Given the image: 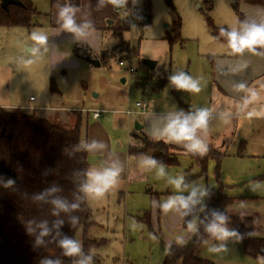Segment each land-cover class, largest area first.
Returning <instances> with one entry per match:
<instances>
[{"label":"rangeland","instance_id":"obj_1","mask_svg":"<svg viewBox=\"0 0 264 264\" xmlns=\"http://www.w3.org/2000/svg\"><path fill=\"white\" fill-rule=\"evenodd\" d=\"M31 2L41 13L34 17L33 26L29 29L0 27V108H7V102L12 103L19 90L27 101L29 97L36 100L28 105L57 115L64 124L72 114L80 116L81 112L83 118H88L86 124L82 123L80 127L81 142H87L88 147L87 183L90 172L104 170L97 168L99 156L91 153L95 149L90 148L92 139L88 133L92 124L91 113L99 112L98 124L105 128L108 136H113L111 143L114 150L125 153L129 142L142 146L141 141L133 137L138 135L135 128L141 120V116L133 111L135 102L148 104L150 101L155 109L149 108L154 111L207 109L213 100V72L209 56L227 50V46L213 40L205 15L211 18L214 26L228 30V26L238 23L232 9L233 0H149L147 15L150 23L137 25L136 16L143 10L144 0H124L123 7L114 11L118 16V27L105 29V26L95 31L83 29V34L70 32L63 39L50 32L47 16L49 0ZM208 4L211 5L209 12ZM108 21L111 19L107 18L105 24ZM33 32L46 35L44 45H38L31 39ZM114 32L116 35H113ZM52 40L59 51L69 52L70 56L65 60L76 61L78 68L59 65L60 61L51 47ZM28 47L37 48V54L33 56ZM103 55L106 57L103 62L100 61L99 67L89 62L99 61ZM143 59L156 62L153 71L142 65ZM27 60L33 63H24ZM52 61L57 62V68L49 67ZM120 61L122 65H119ZM129 67L133 70L132 74ZM178 73L196 80L200 91L192 93L175 88L174 94L171 84L159 85L165 77L170 80ZM122 99L127 103L124 107L119 102ZM239 134L230 135L224 149L226 152L220 151L224 156L218 166V176L213 161L208 163L205 176L196 177L198 169L192 165L190 170L191 161L180 158L178 166H163V176L157 174L159 167L150 169L149 184L137 185L136 189L132 185L131 194L126 193L119 180L102 196L86 193V204L93 223L86 232L87 238L92 241L87 254L94 258L93 263L87 264H162L170 245L168 239L179 229L172 213L173 207L158 211L168 197L165 192H187L190 195L195 190L193 198L203 199L206 189L216 191L219 185H223L225 192L234 197L230 205L234 214L251 215L255 220L252 225L254 236L264 237V121H253ZM94 139L98 143L97 136ZM118 145L119 149H115ZM232 152V157L242 160L246 165L242 168L252 177L241 180L239 169L234 167L231 159H225L223 163L222 160L231 156ZM186 170L187 175L193 178L185 184L182 180L180 186L175 187L171 181L178 176L184 177ZM151 187L152 191L147 192ZM154 192L164 195H159L157 199ZM201 192L204 194L201 195ZM152 199L156 201L155 206ZM157 211L160 212L159 225L154 215ZM165 212H168L167 220L162 219ZM176 215L179 216L180 212ZM145 218L150 221V228L144 224ZM197 219L192 223L194 230ZM188 225V221L180 224L184 230L193 229ZM75 241L80 245V253L73 257V264H81L80 231ZM213 246L221 250L210 252L209 248ZM198 249L199 258L212 264H264V257L246 255L241 242L233 237L216 242L206 240Z\"/></svg>","mask_w":264,"mask_h":264},{"label":"trees","instance_id":"obj_2","mask_svg":"<svg viewBox=\"0 0 264 264\" xmlns=\"http://www.w3.org/2000/svg\"><path fill=\"white\" fill-rule=\"evenodd\" d=\"M20 1L21 7L9 6L7 11L0 8V27L29 29L33 26L34 17L40 13L30 1ZM57 1L49 0L50 6ZM240 3L263 6L264 0H233L232 9L242 21L238 12ZM79 4L80 0H67L70 8H77ZM148 9L149 0H144L146 14ZM210 10L211 5L208 4L207 11ZM205 16L213 40L228 44L227 36L221 33V29L225 32L230 30L214 26L211 18L207 14ZM168 43L171 45L169 40ZM105 57L103 55L99 63ZM166 83L171 84L165 77L159 85ZM171 86L175 94V86ZM50 90L53 92L52 87ZM80 127L79 115H75L73 128L67 130L34 114H27L20 108L13 111L0 108V264H42L45 259H59L60 264H73L74 256H65L59 241L64 238L75 241L79 231L81 264L94 259L87 254L92 241L87 238L86 232L93 223L84 191L88 151L81 143ZM133 137L141 141L142 146L128 147L129 156L151 157L156 166H178L181 154L170 144L147 138L142 133ZM223 156V152L214 149H209L204 155H189L191 164L198 168L196 177L205 176L210 160L215 163L218 176ZM187 173L188 170L184 172V184L193 178ZM10 179L14 181L11 185L8 184ZM224 188L219 185L216 191L206 189L195 231L185 245L169 248L162 264H212L197 257L196 252L204 241L217 240L207 231V226L216 215L226 217L224 226L237 233L233 238L241 242L246 255L264 257V238L254 236L252 229L246 225V218L228 214L227 208L234 197L228 195ZM54 200L61 201L65 207L57 208ZM161 209L162 206H159V211ZM143 222L150 228L149 220L145 218ZM42 224L48 229V234L40 237ZM38 237L42 240L40 244L36 243Z\"/></svg>","mask_w":264,"mask_h":264},{"label":"crops","instance_id":"obj_3","mask_svg":"<svg viewBox=\"0 0 264 264\" xmlns=\"http://www.w3.org/2000/svg\"><path fill=\"white\" fill-rule=\"evenodd\" d=\"M30 1L31 0H27ZM33 6H35L34 2H31ZM114 3L112 0H80L79 7L74 8L75 11L72 13V17L74 20V24L77 28L83 30L88 29L95 31L97 29H102L106 26L105 29H108L109 25L105 24V20L107 18L111 19L112 26L115 28L119 26L117 21L118 16L114 12L113 9ZM68 7L67 0H58L54 6H49V12L47 16L49 17V24L51 28V34L53 35L56 33L57 35L61 36L63 39L68 32L66 29L62 27L63 21L59 17V12L61 9ZM238 12L242 16V21L238 18V23L235 26H228L230 30L232 28H236L237 30H241L244 23H262L264 22V5L263 6H253L244 3H240L238 5ZM40 13V12H39ZM41 14V13H40ZM218 42V41H217ZM224 46V44L220 42ZM53 54L56 56L60 62L59 65H67L74 68H78L79 64L74 60L66 61V58H69V52L59 51L57 49V44L53 42L51 44ZM29 50L32 47H28ZM226 48V47H224ZM219 50V49H217ZM210 63H212L211 71L213 72V80H212V89L211 95L213 100L210 102V106L207 108L208 110V117L206 122V127L203 129H197L195 136L197 139L201 140L204 144L207 145L208 150L214 149L218 151H225L226 143L229 140V136H239L240 132L247 128L249 124H252L253 121L261 120L264 121V47H257L255 52H248L247 50L242 55H236L231 52V50L227 46V50H222V52L217 55L209 56ZM65 61V62H64ZM57 62H49V67L51 66L52 69L57 68ZM243 85V88L240 87ZM33 97H29L28 101L25 98V95L22 91L17 90L15 100L11 103L10 101L7 102L6 110H16L20 108L23 112L27 114H34L35 116L45 119L52 124L60 126L64 129L70 130L74 126L75 116L68 117L67 124L62 122V119L55 114L47 112L41 108H35L33 106L28 105L29 103H35V99L30 101ZM130 101V100H129ZM121 106H125V101L123 99L119 101ZM141 102V101H139ZM138 101L134 104V113L141 116V120L138 126H140V130L135 129V134L142 133L147 138L158 140L154 137L153 133L157 132L158 130H162L168 121L176 116L180 118L186 117L188 115H194L197 109L194 111L180 110L176 109L174 112H165V111H154L149 108V106L154 108V105L149 101L146 105V111L141 112L136 104L139 103ZM149 108V110H148ZM4 109V108H3ZM81 125L83 123L86 124L88 118L81 115ZM83 119L85 121L83 122ZM98 119L92 118L91 113V121L92 124L88 127V133L91 137L90 148L92 150L91 153H95L98 155V162L99 165L97 168L99 170L102 169H118V175L116 180H119L125 190H127V194H131L133 190H131V186L134 185L133 189H136L137 185L143 186L149 184V176L148 173L150 172V168L144 164V159L147 158L145 156L141 157H132L128 155V147L130 146H138L137 143L129 142L126 152H121V150H114L112 146V139L113 136L107 135L105 128L98 124ZM230 120V121H229ZM87 129V128H86ZM231 131V132H229ZM229 132V134H228ZM228 134V137H227ZM97 136L98 143L95 142L94 137ZM85 138L87 139V133ZM159 140H164V138H160ZM82 145L86 146L81 142ZM174 148H176L180 152V158H186L190 160L189 155L198 156L199 154H195L189 152L186 148H184L183 143H168ZM87 147V146H86ZM120 145H118L115 149H119ZM88 148V147H87ZM123 151V150H122ZM208 152V151H207ZM206 152V153H207ZM226 152V151H225ZM205 153V154H206ZM227 156L222 161L223 163L226 160L231 159L234 167L239 169L240 179H245L246 177H252V174L246 169L242 168L246 166L243 164L242 160H239L237 157ZM204 155V154H203ZM178 159V161L180 160ZM191 161V160H190ZM209 162H212L211 160ZM208 162V163H209ZM179 163V162H178ZM179 165V164H178ZM161 167V166H156ZM165 167V166H164ZM192 164L190 166L191 170ZM208 167V166H207ZM197 168V167H196ZM198 169V168H197ZM101 172V171H100ZM125 182V184L123 183ZM128 189L130 191H128ZM153 189L152 187L147 192H151ZM174 193V192H173ZM172 192H165L164 194L168 195L167 198H187L189 193H176L173 194ZM154 197L158 199L159 195H164L162 193L154 192ZM156 195V196H155ZM153 197V196H152ZM165 199L168 201V199ZM196 203L190 204L188 208L181 207L178 203L173 206L172 213H174L176 217V224L179 227L178 232L174 234L168 242L170 243L169 248L173 246H181L184 245L192 236L194 229L184 230L180 224L182 225L188 221L194 223L196 221L199 212L203 206V199H196L193 198ZM156 201L152 199V204L155 206ZM159 208V207H158ZM159 211V209H158ZM155 213V217L157 219V223L159 225V217L160 212ZM180 212V215L177 216L176 213ZM227 212L230 215H236L231 210V207L228 206ZM238 216V215H237ZM168 212L164 213V217L167 220ZM239 217H243L247 219L246 225L252 229V225L254 224V218L251 215H242ZM150 222V221H149ZM151 225V224H150ZM152 226V225H151ZM176 227V228H177ZM229 227V226H225ZM231 228V227H229ZM253 231V229H252ZM81 232V231H80ZM264 238V237H262ZM217 240H212L216 242ZM200 248V247H199ZM199 250V249H198ZM197 255V252H196ZM197 257H199L197 255ZM205 260V259H204ZM59 262L60 260L56 259ZM208 261V260H207Z\"/></svg>","mask_w":264,"mask_h":264},{"label":"clouds","instance_id":"obj_4","mask_svg":"<svg viewBox=\"0 0 264 264\" xmlns=\"http://www.w3.org/2000/svg\"><path fill=\"white\" fill-rule=\"evenodd\" d=\"M113 3H123L124 0H112ZM75 9L70 7H65L59 12V17L63 21L62 27L68 32L83 34L82 30L77 28L74 24L72 13ZM221 33L227 36L228 48L233 54L242 55L246 50L248 52H255L256 48L264 47V22L262 23H244L241 30L232 28L230 31L225 32L221 29ZM31 39L38 45H44L46 42V35L40 32H33L31 34ZM38 52L37 48L31 49V54L35 56ZM24 63L31 64L32 60H27ZM171 85H174L176 89L183 90L192 93H198L200 88L196 80L190 76H185L183 73H178L170 77ZM243 88V85H240ZM208 117L207 109H200L194 115H188L186 117L180 118L179 116L171 118L166 126L162 130H158L153 133L156 139L164 138L166 143H183L184 148L189 152L203 155L208 151L207 145L201 140L197 139L195 133L197 129H203L206 127ZM144 164L148 167H155L156 161L151 157L144 159ZM118 169H105L101 172H90L88 175L90 177L89 182L84 186V191L88 194H93L95 196H102L106 190L116 182V177L118 175ZM157 174L163 176L165 174L164 167L161 166L157 169ZM183 177L178 176L171 181L175 187H179L182 183ZM14 183L11 179L8 184ZM204 193L201 192V195ZM196 196L195 190L187 197L172 198L166 201L162 208L167 211L171 209L177 203L183 207L188 208L190 204L196 203L193 197ZM53 203L57 208L63 209L65 205L58 200H54ZM73 208L77 205H72ZM226 217L223 215L214 216L213 222L207 226V231L214 237L220 240H225L229 237L236 236L237 233L233 230H228L225 225ZM189 228L194 229V225L189 222ZM41 231L39 236L43 237L48 234V229L42 224L40 225ZM37 244L42 243V240L38 237L36 240ZM59 246L63 250L65 256H76L80 253V245L69 238H64L59 241ZM221 249L216 247H210V252L220 251ZM264 260V258H262ZM42 264H59L58 261H52L45 259Z\"/></svg>","mask_w":264,"mask_h":264},{"label":"water","instance_id":"obj_5","mask_svg":"<svg viewBox=\"0 0 264 264\" xmlns=\"http://www.w3.org/2000/svg\"><path fill=\"white\" fill-rule=\"evenodd\" d=\"M9 6H20L21 7L23 5L20 0H0V8L2 10L7 11ZM122 7H123V3L122 4L114 3L113 9L114 11H118ZM135 22L137 25H148L150 23V19H149V16L146 14V12L142 10L141 12L137 14ZM107 24L110 26L112 24V21H108ZM89 62L95 67L100 66V63L97 60H90ZM141 63L146 69L150 71H153V69L156 66L155 61L148 60V59H143ZM135 129L140 130V126L137 125Z\"/></svg>","mask_w":264,"mask_h":264},{"label":"built area","instance_id":"obj_6","mask_svg":"<svg viewBox=\"0 0 264 264\" xmlns=\"http://www.w3.org/2000/svg\"><path fill=\"white\" fill-rule=\"evenodd\" d=\"M119 65H122V62H121V61L119 62ZM129 73H130V74L133 73V70H132L130 67H129ZM32 100H33V98L30 99V101H32ZM136 107H138V108L140 109L141 112H145L146 109H147V108H146V105H145L144 103H141V102L137 103V104H136ZM126 114H127V115H130L129 112H126ZM99 116H100L99 112H97V111L92 112V118H93V119L96 120V119H98Z\"/></svg>","mask_w":264,"mask_h":264}]
</instances>
